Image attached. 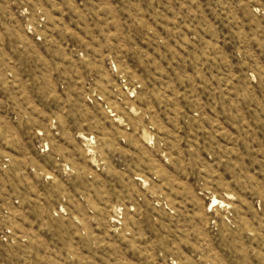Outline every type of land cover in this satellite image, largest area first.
<instances>
[{"label":"rangeland","instance_id":"obj_1","mask_svg":"<svg viewBox=\"0 0 264 264\" xmlns=\"http://www.w3.org/2000/svg\"><path fill=\"white\" fill-rule=\"evenodd\" d=\"M0 264H264V0H0Z\"/></svg>","mask_w":264,"mask_h":264},{"label":"bare ground","instance_id":"obj_2","mask_svg":"<svg viewBox=\"0 0 264 264\" xmlns=\"http://www.w3.org/2000/svg\"><path fill=\"white\" fill-rule=\"evenodd\" d=\"M216 202H217L216 200L213 201V203H215L214 205H216Z\"/></svg>","mask_w":264,"mask_h":264}]
</instances>
